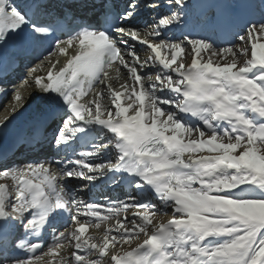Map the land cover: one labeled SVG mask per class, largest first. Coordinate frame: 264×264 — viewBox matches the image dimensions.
<instances>
[{"label":"snow or ice","instance_id":"obj_1","mask_svg":"<svg viewBox=\"0 0 264 264\" xmlns=\"http://www.w3.org/2000/svg\"><path fill=\"white\" fill-rule=\"evenodd\" d=\"M0 264H264V0H0Z\"/></svg>","mask_w":264,"mask_h":264},{"label":"bare ground","instance_id":"obj_2","mask_svg":"<svg viewBox=\"0 0 264 264\" xmlns=\"http://www.w3.org/2000/svg\"><path fill=\"white\" fill-rule=\"evenodd\" d=\"M73 183H76V182H73ZM48 242H51V238L50 237L48 238Z\"/></svg>","mask_w":264,"mask_h":264}]
</instances>
